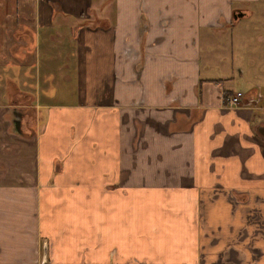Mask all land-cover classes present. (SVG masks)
<instances>
[{"label":"crops","instance_id":"obj_1","mask_svg":"<svg viewBox=\"0 0 264 264\" xmlns=\"http://www.w3.org/2000/svg\"><path fill=\"white\" fill-rule=\"evenodd\" d=\"M0 65V264H264V0H1Z\"/></svg>","mask_w":264,"mask_h":264},{"label":"rangeland","instance_id":"obj_2","mask_svg":"<svg viewBox=\"0 0 264 264\" xmlns=\"http://www.w3.org/2000/svg\"><path fill=\"white\" fill-rule=\"evenodd\" d=\"M1 1V0H0ZM11 51H12V58L11 59H13V58H15V57H18L17 55L20 53V50L18 49V46L15 44V42L12 44V46H11ZM6 65H12V66H14L15 65V63L14 62H10L9 64H6ZM14 67H16V66H14ZM0 68H5V66H3V65H0ZM2 85V77L0 76V86ZM232 88H234V87H232ZM231 93V92H230ZM258 99H259V96L257 95V96H249V95H242L241 96V98H239V101L237 102V103H235L234 104V106H237V105H239L240 103H242L243 101H247V103H245L244 105H248V104H250V105H254V106H257L258 105ZM251 102V103H249V102Z\"/></svg>","mask_w":264,"mask_h":264},{"label":"built area","instance_id":"obj_3","mask_svg":"<svg viewBox=\"0 0 264 264\" xmlns=\"http://www.w3.org/2000/svg\"><path fill=\"white\" fill-rule=\"evenodd\" d=\"M242 94L240 91H236L234 93H231L227 96V104L229 106L234 105L239 101V98H241ZM249 102V101H248ZM247 103V102H246Z\"/></svg>","mask_w":264,"mask_h":264},{"label":"flooded vegetation","instance_id":"obj_4","mask_svg":"<svg viewBox=\"0 0 264 264\" xmlns=\"http://www.w3.org/2000/svg\"><path fill=\"white\" fill-rule=\"evenodd\" d=\"M234 92H236V91H234ZM234 92H232V93H234ZM241 92V94L243 95V93H242V91H240ZM229 94H231L230 92H228L227 93V96L229 95ZM227 96H226V104H227ZM243 102H247V101H243ZM242 102V103H243ZM249 103H251V102H249ZM227 106H229L228 104H227ZM234 105H231L230 107H233Z\"/></svg>","mask_w":264,"mask_h":264},{"label":"water","instance_id":"obj_5","mask_svg":"<svg viewBox=\"0 0 264 264\" xmlns=\"http://www.w3.org/2000/svg\"><path fill=\"white\" fill-rule=\"evenodd\" d=\"M241 13H242V12H237V14H236V15H241Z\"/></svg>","mask_w":264,"mask_h":264}]
</instances>
